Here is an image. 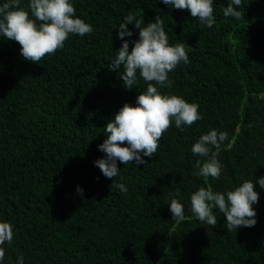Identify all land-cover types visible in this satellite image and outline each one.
I'll use <instances>...</instances> for the list:
<instances>
[{
    "label": "trees",
    "instance_id": "1",
    "mask_svg": "<svg viewBox=\"0 0 264 264\" xmlns=\"http://www.w3.org/2000/svg\"><path fill=\"white\" fill-rule=\"evenodd\" d=\"M70 3L94 31L70 34L39 63L0 36V222L14 232L11 244L0 246V264H18L21 256L24 264H264V188L258 183L264 177V0H242L240 20L223 15L231 0H213L211 28L162 0ZM28 5L21 0L30 12ZM130 12L143 26L159 15L169 45L184 44L190 62L169 73L171 88L157 87L197 104L202 118L183 131L173 121L146 164L118 162L119 175L108 179L95 165L107 158L99 150L104 129L125 104L136 106L147 87L138 73L128 90L108 68ZM128 29L131 52L140 30ZM213 129L227 139L217 155L220 178L206 184L194 173L197 160L207 158L191 148ZM245 181L260 197L254 227L229 232L218 209L216 227L191 212L190 196L199 188L226 194ZM171 198L184 206L181 222L173 220Z\"/></svg>",
    "mask_w": 264,
    "mask_h": 264
},
{
    "label": "clouds",
    "instance_id": "2",
    "mask_svg": "<svg viewBox=\"0 0 264 264\" xmlns=\"http://www.w3.org/2000/svg\"><path fill=\"white\" fill-rule=\"evenodd\" d=\"M162 2L175 9L189 10L192 17L209 28L215 23L213 0ZM236 6L243 7L242 0H231L224 8L223 15L236 20L243 18ZM28 8L30 12L21 7V0H7L0 7V36L18 42L21 45V55L32 63H39L45 56L54 55L57 50L62 49L70 34L83 37L94 31L90 24L76 17V9L70 0H29ZM131 24L140 31L139 39L132 42L134 46L130 52V43L124 38L133 35L128 29ZM163 24V20L157 15L156 22L143 26L144 21L130 12L119 25V38L124 42L108 68L118 72L128 90L137 85L138 73L147 87L146 91L138 95L136 106L125 104L104 129L106 139L99 145V150L106 153L107 158L97 160L95 165L108 179L119 175L118 162L124 165L133 161L136 165L146 164L144 157L154 156L159 140L173 121L183 131L184 126L190 127L202 118L197 104L158 91L157 86L171 88L173 81L169 79V73L181 62H190L184 44L169 45ZM226 139V133L213 129L202 135L191 148L193 155L207 158L203 163L197 160L198 171L194 173L203 177L206 184L210 177L217 180L220 178L222 165L217 155ZM125 144L128 146H121ZM258 183L264 188V177ZM113 186L121 192H127L123 183H113L111 188ZM254 188L252 181H245L226 194L214 191L210 186L201 187L190 196L191 212L201 223L216 227L218 220L213 210L218 209L226 217L225 225L229 232L242 227H254L257 213L253 205L260 199ZM77 191L83 194L82 189L78 188ZM176 195H179L178 190ZM170 212L176 222L185 219L184 206L176 198L170 200ZM13 236V226L8 222H0V246L11 244ZM4 258L5 249L0 247V262ZM18 264H24L23 256L18 258Z\"/></svg>",
    "mask_w": 264,
    "mask_h": 264
}]
</instances>
